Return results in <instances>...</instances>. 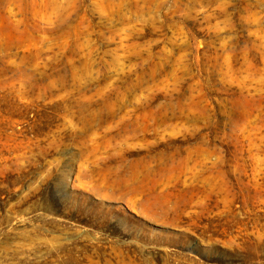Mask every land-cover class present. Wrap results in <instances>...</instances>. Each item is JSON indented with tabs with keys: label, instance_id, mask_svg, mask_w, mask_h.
Instances as JSON below:
<instances>
[{
	"label": "rangeland",
	"instance_id": "obj_1",
	"mask_svg": "<svg viewBox=\"0 0 264 264\" xmlns=\"http://www.w3.org/2000/svg\"><path fill=\"white\" fill-rule=\"evenodd\" d=\"M0 264H264V0H0Z\"/></svg>",
	"mask_w": 264,
	"mask_h": 264
}]
</instances>
